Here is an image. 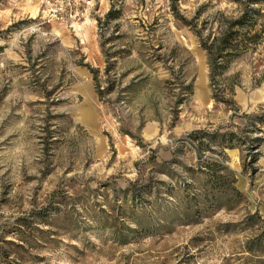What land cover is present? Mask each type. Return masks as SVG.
Wrapping results in <instances>:
<instances>
[{
	"label": "rangeland",
	"instance_id": "374dc122",
	"mask_svg": "<svg viewBox=\"0 0 264 264\" xmlns=\"http://www.w3.org/2000/svg\"><path fill=\"white\" fill-rule=\"evenodd\" d=\"M254 2L264 13V0H92L77 19L82 0H0V264H264V38L228 64L225 105L171 12L215 32ZM195 130L260 139L255 160L202 155L243 199L197 209Z\"/></svg>",
	"mask_w": 264,
	"mask_h": 264
},
{
	"label": "trees",
	"instance_id": "16d2710c",
	"mask_svg": "<svg viewBox=\"0 0 264 264\" xmlns=\"http://www.w3.org/2000/svg\"><path fill=\"white\" fill-rule=\"evenodd\" d=\"M173 2L174 1H172V3ZM254 4L255 2L244 4L243 10L238 16L226 18L223 24L220 22L218 23L215 32L206 33L202 28L198 29L193 20L188 21L180 16L176 12L175 6H171L173 16L193 32L199 46L206 53L212 98L216 102L225 105L231 103L228 100H224L223 96L220 95V93L224 92L220 88V81L228 64L236 58L249 43L256 44L257 41L264 38V25L260 26L258 30H255L259 19L264 16V13H261L260 9L251 7V5ZM118 15L119 13L111 8L105 15V20L109 22L110 20L116 19ZM90 73L93 75L97 95L102 97L104 94H107L110 89L106 88L105 90H100L98 85V71L90 70ZM229 93L230 96L233 95L231 89ZM253 118L259 124L264 123L263 115H257ZM255 125L256 124L251 125L253 130H257ZM185 138L195 145V151L199 159L197 168L200 174L204 175L206 179L198 191L199 193L193 195L194 198L201 199V202L195 205L197 209L208 201V197H211L212 200H215L217 196H222L227 199H243V195L233 187L235 177L232 171L225 165V162H211L207 159L202 160V155L207 151L217 153L220 158L225 159L223 152L225 149L243 146L247 148V155H250L252 159L255 160L257 152L253 154H251V152L257 150L260 146V139L245 140L244 138L238 140L236 139V134L232 132L220 134L218 131L207 132L206 130L192 131L188 133ZM211 146L217 147L218 151L211 149ZM254 218H259L257 212L247 215V220H252ZM246 245L245 251L249 253H252L257 249L256 247H258V244L254 243V241Z\"/></svg>",
	"mask_w": 264,
	"mask_h": 264
},
{
	"label": "built area",
	"instance_id": "2783aa9c",
	"mask_svg": "<svg viewBox=\"0 0 264 264\" xmlns=\"http://www.w3.org/2000/svg\"><path fill=\"white\" fill-rule=\"evenodd\" d=\"M82 3L83 8L80 11L76 10V13L73 14V18H82L84 15L87 14L89 7H92L93 5L92 0H82ZM43 12L46 13V18L49 21L59 22L64 20V14H62L63 12L60 8L49 7L46 10L44 9Z\"/></svg>",
	"mask_w": 264,
	"mask_h": 264
}]
</instances>
